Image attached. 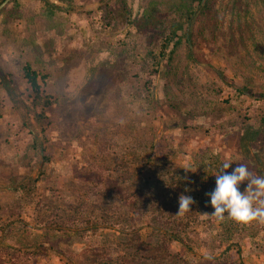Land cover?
<instances>
[{
    "label": "rangeland",
    "instance_id": "rangeland-1",
    "mask_svg": "<svg viewBox=\"0 0 264 264\" xmlns=\"http://www.w3.org/2000/svg\"><path fill=\"white\" fill-rule=\"evenodd\" d=\"M72 1L83 11L49 17L40 0L1 6L0 63L14 74L20 99L0 84V244L36 250L34 264H172L167 252L154 251L164 229H173L187 243H170L178 264H264V225L207 215L214 211L207 194L220 171L211 157L233 162L232 170L246 164L253 173L221 139L243 123L258 124L264 114L260 1L220 0L225 23L215 45L208 37L202 47L227 81L189 60L185 46L173 67L154 74L150 59L160 41L155 31L109 25L105 4L114 0ZM127 1L133 17L152 5L174 15L176 0ZM27 62L49 75L45 92L56 98L46 112L41 148L49 161L42 166L24 125L23 103L29 105L32 96L24 78ZM148 80L178 113L149 101ZM237 86L252 95L238 93ZM187 115L195 117V126H182ZM101 173L133 193L150 181L155 209L150 206L139 223L140 240L121 230L133 205L101 194ZM12 179L33 181L26 189L6 188ZM247 184L239 185L241 193ZM182 194L195 202L192 211L176 215Z\"/></svg>",
    "mask_w": 264,
    "mask_h": 264
},
{
    "label": "trees",
    "instance_id": "trees-1",
    "mask_svg": "<svg viewBox=\"0 0 264 264\" xmlns=\"http://www.w3.org/2000/svg\"><path fill=\"white\" fill-rule=\"evenodd\" d=\"M6 0H0L1 6ZM17 1V0H13ZM47 9V15L53 17L58 11H83L77 8L72 0H40ZM264 10V0H259ZM238 0L235 1V3ZM240 2V1H239ZM238 2V3H239ZM109 16V25L114 26L123 23L127 30L136 27L155 31L159 36V45L152 54L150 63L154 74L162 73L165 68L170 69L174 65L176 53L181 46L187 48V57L189 60L198 64L210 66L217 75L224 81L228 80L226 72L209 62L203 52L205 39L209 37V46H214L225 19L221 13L220 0H176L172 3L173 16L162 12L159 8L153 6L147 7L141 16L133 17L132 11L128 6L127 0H114L106 2ZM110 34H115L109 31ZM24 78L26 79L32 96L30 104L23 103L24 107V125L28 128L32 136V148L38 149L41 166L49 161V156L43 155V143L46 141L45 122H49L47 109L56 103V98L46 94L45 86L48 84L49 75L35 69L29 62L23 66ZM0 84L2 88L13 98L20 99L17 91V83L14 74L4 69L0 63ZM149 101L156 107L165 110L168 113H178L177 107L172 103H163L158 94L157 86L152 80L145 83ZM236 91L240 94L252 95V91L247 86H237ZM264 97V93H260ZM195 117L190 115L181 117V124L184 128L195 126ZM39 127L34 125V120ZM221 143L227 148L238 153L253 169V175L264 177V114L261 116L258 124L243 123L237 129L221 139ZM211 162L215 163L221 169L224 161H217L211 157ZM231 173L232 169L225 170ZM42 174V173H41ZM96 179L103 184L101 194L108 193L113 198L120 199L125 203L133 205L132 215L127 218V226L121 230L129 231L135 239L142 238V226L139 224L144 220L148 208L155 207L153 188L150 181L145 180L144 184L133 193L128 186L122 185L117 180L104 173L98 174ZM33 179H12L11 183H6V188L20 190L26 189ZM155 209V208H154ZM158 222L162 223L158 218ZM163 230V229H162ZM178 242L187 245L179 232L173 229H164L160 240L159 248L154 251L159 256L162 251L167 252L172 264H178L179 255L170 250V243ZM94 255L100 254L97 249L93 250ZM155 253V254H156ZM36 250L26 248H12L0 244V264H34L33 258L36 256ZM232 264H248L245 261H239Z\"/></svg>",
    "mask_w": 264,
    "mask_h": 264
},
{
    "label": "clouds",
    "instance_id": "clouds-1",
    "mask_svg": "<svg viewBox=\"0 0 264 264\" xmlns=\"http://www.w3.org/2000/svg\"><path fill=\"white\" fill-rule=\"evenodd\" d=\"M228 160L223 162L220 171L216 175V187L208 193L210 204L214 211L210 215L217 220L227 218L237 223L249 224L253 221L264 225V177L254 176L246 164L239 165L229 174L225 170L231 167ZM247 181L244 193L239 190V185ZM195 201L191 196L180 195L178 200V212L183 215L191 210Z\"/></svg>",
    "mask_w": 264,
    "mask_h": 264
},
{
    "label": "water",
    "instance_id": "water-1",
    "mask_svg": "<svg viewBox=\"0 0 264 264\" xmlns=\"http://www.w3.org/2000/svg\"><path fill=\"white\" fill-rule=\"evenodd\" d=\"M9 0H6L3 4L7 3Z\"/></svg>",
    "mask_w": 264,
    "mask_h": 264
}]
</instances>
